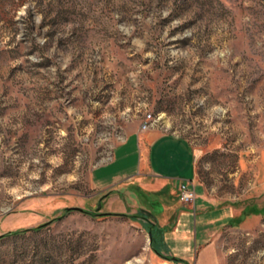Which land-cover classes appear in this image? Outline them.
I'll return each instance as SVG.
<instances>
[{"label": "rangeland", "instance_id": "obj_1", "mask_svg": "<svg viewBox=\"0 0 264 264\" xmlns=\"http://www.w3.org/2000/svg\"><path fill=\"white\" fill-rule=\"evenodd\" d=\"M149 131L188 142L179 185L222 211L190 222L189 264L208 246L264 264V0H0V236L33 229L0 238V264L161 260L150 199L170 183L91 181Z\"/></svg>", "mask_w": 264, "mask_h": 264}, {"label": "crops", "instance_id": "obj_2", "mask_svg": "<svg viewBox=\"0 0 264 264\" xmlns=\"http://www.w3.org/2000/svg\"><path fill=\"white\" fill-rule=\"evenodd\" d=\"M144 138L149 145L147 150L141 149L138 140L136 142L134 137L131 136L127 143L118 147L114 152L113 165L114 167L120 166V169L110 173L108 169L102 170L99 168L92 173L91 181L100 189L110 187L120 181H123V183H136L138 182L136 179L139 177L153 180L151 183H170V186L167 187L168 189L165 188L166 193L161 191L160 199H150L151 204L155 208L151 207L152 211L149 212L154 217L160 213L157 218L163 224L162 226L166 228L163 240L169 249V253L189 264L191 247H194V240L191 242L188 237L190 222L196 220L198 216L208 218V222H218V217L222 211L214 207L213 209L199 212L198 215L196 210L199 207L195 205V202H193L191 208L182 206L180 203L179 182L182 180H193L195 175V158L190 153L189 144L184 138L160 134L155 131L147 132ZM135 149H138L139 154L136 166L123 168L127 164L130 153ZM170 190L171 192L174 190L175 193H171ZM170 218L173 219V222H176L175 233L169 232L166 227V223ZM150 264L174 263L163 258L161 260L152 258ZM195 264H217L213 247L208 246L204 249Z\"/></svg>", "mask_w": 264, "mask_h": 264}, {"label": "trees", "instance_id": "obj_3", "mask_svg": "<svg viewBox=\"0 0 264 264\" xmlns=\"http://www.w3.org/2000/svg\"><path fill=\"white\" fill-rule=\"evenodd\" d=\"M256 211L257 210H253V212H256ZM248 212H250V211H248ZM248 212H247V209H243L240 219L242 218V216L247 215ZM108 214H110V213H108ZM147 228H148V232L150 233V236H151V249L153 250V252L156 255H158L159 257H161L167 261H170L174 264H188L183 259L176 257V256L169 253V249L163 240V229L162 228L157 229V228H154L152 225H147ZM153 229H155V230H153ZM29 230H33V229L16 230L13 232L5 233V234L1 235L0 238L7 236V235H10V234L18 235V234H21V233L29 231Z\"/></svg>", "mask_w": 264, "mask_h": 264}, {"label": "built area", "instance_id": "obj_4", "mask_svg": "<svg viewBox=\"0 0 264 264\" xmlns=\"http://www.w3.org/2000/svg\"><path fill=\"white\" fill-rule=\"evenodd\" d=\"M148 118H151L150 115H148ZM149 125V122L143 123V128H147ZM179 191V201L182 205L188 206L192 204L196 198V193H195V187L192 183L190 182H183L180 183L178 187Z\"/></svg>", "mask_w": 264, "mask_h": 264}, {"label": "water", "instance_id": "obj_5", "mask_svg": "<svg viewBox=\"0 0 264 264\" xmlns=\"http://www.w3.org/2000/svg\"><path fill=\"white\" fill-rule=\"evenodd\" d=\"M149 237H150V233H149Z\"/></svg>", "mask_w": 264, "mask_h": 264}]
</instances>
